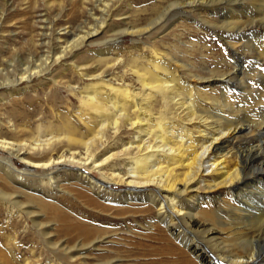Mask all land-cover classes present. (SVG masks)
Returning a JSON list of instances; mask_svg holds the SVG:
<instances>
[{
  "label": "bare ground",
  "instance_id": "bare-ground-1",
  "mask_svg": "<svg viewBox=\"0 0 264 264\" xmlns=\"http://www.w3.org/2000/svg\"><path fill=\"white\" fill-rule=\"evenodd\" d=\"M116 1L79 0L85 18L76 27L81 30L79 34L68 30L62 33L63 29L54 34L40 22L39 35L47 39L41 45L44 50L16 72L14 79L5 77L0 88L14 91L19 83L50 74L53 65L65 57L74 58L76 50L102 31L105 16ZM215 1L192 0L188 6L210 10ZM258 11L264 28V0H259ZM243 13L242 9L230 11L224 19L226 29L240 30ZM3 18L4 14L0 22ZM160 21L155 20L153 25ZM205 22L215 26L214 21ZM135 28H125L118 34H143ZM255 35L251 33L252 40L224 36L222 41L231 51L233 62L216 61L205 78L193 80L181 74L188 66L179 64L178 57L169 53L175 49L164 53L150 49L147 54L140 51L130 58V71L139 90L103 81L105 69L97 70L98 65L91 73L83 71L84 66L70 65L79 80L90 82L83 86L68 84L69 92L77 98V111L68 108L65 115L0 116V211L9 209L19 220L30 221L43 248L53 256L60 254L69 263L80 261L78 256L84 255L81 251L87 244L79 241L69 247L66 240H53L55 235L49 230L54 231L61 223L64 231L76 230L80 237H88L92 227L78 223L80 218L72 212L83 215L87 209L111 220L131 219L132 228H125L129 238L161 242L164 248L154 264H264V116H256L264 113V74L263 88L254 93L251 85H255L254 75L259 71L253 69L245 74L250 79H243L244 64L238 65L242 59L236 55L241 47L245 51L251 42H257ZM176 41L184 44L180 35ZM186 47L192 50L194 46ZM255 48L264 61L263 33H259ZM107 55L97 54L96 62L107 65ZM7 61L3 63L9 68L13 61ZM45 81L51 87L58 86L54 77ZM235 82L240 86L236 94L231 87ZM201 84L208 90L202 91ZM124 133L128 141L123 139ZM93 172L98 178L92 176ZM82 194L101 199L110 208L103 209L94 200L89 203ZM132 206L151 215L142 216V222L134 221L126 217L131 216L130 211L122 209ZM47 211L64 215L49 219L47 226L38 220L40 215L46 217ZM3 225L12 229V225ZM3 230L0 228L6 240L3 250L8 254L0 252V264H44L31 248L26 249L30 259L16 261L22 238L16 229L8 233ZM99 248L93 242L89 246L91 251ZM91 264L122 262L112 258Z\"/></svg>",
  "mask_w": 264,
  "mask_h": 264
},
{
  "label": "rangeland",
  "instance_id": "rangeland-1",
  "mask_svg": "<svg viewBox=\"0 0 264 264\" xmlns=\"http://www.w3.org/2000/svg\"><path fill=\"white\" fill-rule=\"evenodd\" d=\"M189 1L192 0H117L113 8L110 9L109 14L105 16L106 23L102 31H98V33L90 38L81 49L76 50L73 54L74 58L70 55L65 57L62 62L53 65L50 74L41 77L42 80H48L54 77L58 82V86L51 87L45 80H43L44 82H40L41 79H33L30 83L24 82L17 84V86L14 87V91L11 87L0 88V116H53V113L55 114L57 112L65 115L68 108L71 111H77L78 101L77 98L69 92L68 84L72 86H83L86 83L90 84V82H82L79 80L69 69L72 64L84 66L85 68H82V70L87 73H91L95 70L93 69L94 66L98 65L97 70L105 69L103 81L114 85H121L124 83L132 89L139 90V85L130 71V58L133 55H138L140 51V53L147 54L150 49L157 50L160 53L166 52V49H175L176 51L171 50L169 53L178 57L177 60H179V64L188 66L186 68L187 71H182L183 73L181 74L193 80L194 78L192 77L205 78L209 74L207 69L212 70L213 67L216 66V61H220V63H222V61L233 62L232 56L230 55L231 51L226 48L222 41L224 36L235 35L233 37H241L246 40L249 38V40H252L251 33H254L256 34L255 37L258 36V39H255V41H257L256 43H258L259 33L264 34V28L259 21V19H261L258 11L259 0H217L213 3L210 10L203 9L200 11L195 9L196 6L189 7ZM80 9L82 10L83 6L79 3V0H6L5 4L0 1V17L4 14V18L2 22H0L2 24V29L0 30V33L2 32L0 34V83L5 77L14 79L15 74H17L16 72L20 73L29 62L35 60L38 54L44 50L41 45L42 42L44 40L47 41V39H42L40 37L42 34L38 29L40 22L45 23L46 29H52V33L54 32V34L58 33L61 29H63L62 33L64 30L76 31L78 33L81 30L76 27L85 19ZM165 9L168 11H165ZM233 9H235V11L241 9L245 10V13H243L245 15H241L244 22L242 28H240L241 31L238 29L228 30L224 26L226 23L224 22L226 15H229V12ZM78 10L81 15L77 12ZM158 19L162 22L160 21L158 24L153 25L155 20ZM206 20L208 22L214 21L213 24L215 26L213 27L211 24V26H209V24L205 22ZM131 26L136 27L134 30L141 31L143 34L140 36L132 34L120 36V34H118L120 33L119 31H123L125 28ZM46 34L48 35L50 32L46 31ZM178 35H180V40L185 45H181L176 41ZM116 39H118L119 42H114L117 41ZM136 43L139 44L137 45ZM256 43L251 42L249 49L243 51L241 47L236 53V55L242 59V61H240L241 63L238 62V65L244 64L245 73L242 77L243 79H250V76H246L245 74H250L251 70L254 69L255 71H259V74L257 73L254 75L255 85L254 83L251 85L254 93L257 92L258 89L260 90L263 88L261 84L264 74V61L262 58H259L258 51L255 48ZM186 45L194 46V50H190V48L187 49ZM15 51L17 53L16 56L13 57ZM101 52L109 53V55L105 57L108 58L107 65L105 66L99 65L96 62V59H99L96 55ZM201 55H204L205 58H202ZM10 59L13 63L11 62V67L9 66L8 68L5 64H7V60ZM219 66L220 68L224 67L222 65ZM234 84H232L231 87L236 94L238 93L237 88L240 86L236 82ZM200 89L202 91L208 90L203 84H201ZM256 116H264V113H259ZM123 139L128 141L130 138L124 133ZM92 176L98 178L96 172H93ZM119 189H121L120 191H125V189L121 187H119ZM74 193H76V191H74ZM82 196L84 199H87L89 203H91V200H94L97 204L101 203L99 205L101 208L106 210L110 208V205H108V203L104 205L105 202L101 201V199H97L94 196L90 197L86 194H82ZM93 206L95 205L93 204ZM122 209L130 211L128 215L131 216L126 217H132L134 221L138 222H142L140 219L142 216L151 215V212H138L141 210L138 206H132L130 208L123 207ZM8 210L9 209H4L2 212L0 211V228H3L5 233L12 232L10 230L16 229L20 238H22L18 241L20 242L19 245L21 244L19 246L21 252L18 251L17 255H15L18 258L16 261H20V259L26 257L30 259L31 254L28 253L29 251H26V249L31 248L34 249L35 254L39 255V260L44 264L48 261L50 263L55 262L56 264H85L82 260H85L86 264H91L110 260L112 258H119L122 264H154L157 263L160 258L159 250L164 248L161 242L151 239L129 238L125 234V228L126 226L132 228L133 222L131 219H125V221L111 220L105 215L100 216L87 209L84 210L82 213L83 215L80 214L81 212L79 213L72 210L74 216L80 218L77 221L78 223H85L87 226L92 227V233L88 237H80L76 230H71L69 232L64 231L65 228H63L61 223L57 228L55 227L54 231L52 229L49 230V232L55 235L53 240H66L69 247L74 246L79 241L87 244L81 251L84 255L78 256L80 261L69 263L60 254L53 256L48 250L43 248L42 239L36 232V229L32 227L30 221L27 224L24 219L19 220L17 216L14 215L15 212L10 213V210ZM65 213H67V215L70 214L64 210V214ZM64 214L62 212L47 211L45 213L47 218L40 215L41 217H39L38 220L49 226L46 221L49 219L55 220V218L57 219ZM2 216L5 217L2 218ZM73 223H75V221ZM7 224H9V226L12 225V229L2 227V225L5 226ZM81 228L85 229L87 227L81 226ZM94 229H97V231L95 232ZM29 232L31 233L29 234ZM112 234L117 235L111 236ZM97 237L98 240L93 241L94 238ZM101 240H103L102 243H100ZM91 242H93L95 246H100V250H89ZM32 243L34 245H32ZM5 246L6 240L0 235V252L7 255L8 252L3 250ZM40 251L41 254L39 253ZM60 261H63V263H60Z\"/></svg>",
  "mask_w": 264,
  "mask_h": 264
}]
</instances>
